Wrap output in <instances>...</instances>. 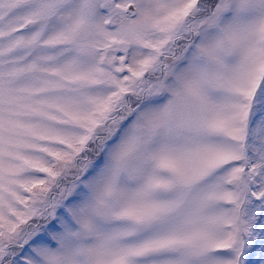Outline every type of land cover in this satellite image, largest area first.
<instances>
[{"label": "snow or ice", "instance_id": "1", "mask_svg": "<svg viewBox=\"0 0 264 264\" xmlns=\"http://www.w3.org/2000/svg\"><path fill=\"white\" fill-rule=\"evenodd\" d=\"M0 264H264V0H0Z\"/></svg>", "mask_w": 264, "mask_h": 264}]
</instances>
